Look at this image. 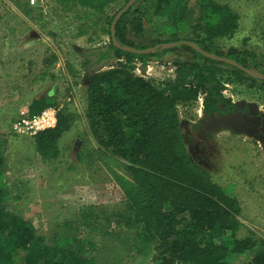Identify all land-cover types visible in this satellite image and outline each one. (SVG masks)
<instances>
[{
  "label": "rangeland",
  "instance_id": "rangeland-1",
  "mask_svg": "<svg viewBox=\"0 0 264 264\" xmlns=\"http://www.w3.org/2000/svg\"><path fill=\"white\" fill-rule=\"evenodd\" d=\"M30 1L0 0V114L9 116L3 109L15 110L12 124L0 132L6 183L12 190L9 206L11 210L26 212V218L42 235L53 239L77 237L83 241L79 245L86 246L83 253L89 255L90 251L99 264H104L103 260H114L110 250L118 258V251L126 254L129 249L120 237H113L112 233L118 234L116 224L108 227L103 225L105 220L85 224L80 212L87 205H100L114 212L126 208L113 172L127 177L131 174L126 161L111 156L91 132L86 118L88 83L95 74L114 69L121 62L96 65L91 53L109 44L108 32L122 16L118 17L119 10L126 8L128 0H116L98 11L69 1L62 5L63 0H35L33 5ZM200 1H188L184 22L189 31H179L178 37L211 43L209 31L200 19ZM208 1L227 6L238 17L236 30L213 43L226 52L234 49L247 53L264 67V0H205ZM136 6L138 9L128 17L125 40L136 47L150 46L158 34L156 24L167 20V14L149 11L146 0ZM90 15L95 18H88ZM113 15L115 23L109 24ZM82 24L86 28H81ZM179 55L177 61L174 53L146 63L135 59L133 72L165 87L179 80L187 82L189 77L181 78L179 70L180 62L190 55ZM219 68L218 75L225 86L223 95L236 105V111L206 115L203 97L199 96L191 105L176 107L178 122L194 161L214 182L234 185L239 204L235 213L238 238L264 240V74L260 69L249 68L255 80H243L245 76L239 77L228 66ZM50 90H54L52 98L58 111L66 110L73 117V124L59 139L58 159L45 162L38 154L36 139L13 133L12 126L21 112L29 113L32 99L46 98ZM20 171L26 175L21 176ZM32 176L36 177L29 179ZM43 178L45 182L37 188L38 179L41 182ZM41 194L45 197L41 198ZM152 258V254L144 256L135 250L128 262L153 264Z\"/></svg>",
  "mask_w": 264,
  "mask_h": 264
},
{
  "label": "trees",
  "instance_id": "trees-1",
  "mask_svg": "<svg viewBox=\"0 0 264 264\" xmlns=\"http://www.w3.org/2000/svg\"><path fill=\"white\" fill-rule=\"evenodd\" d=\"M68 1L96 11L116 3V0H63L62 5H67ZM139 1L117 20L115 41L109 30V44L91 53L96 65L113 60L121 62L116 68L90 78L86 106V118L100 146L111 156L126 161L130 177L113 172L126 199V208L114 212L100 205H87L80 212L81 221L91 225L90 221L105 220L103 225L108 227L116 224L118 234L112 233L113 237H120L129 250L126 254L118 251V258L110 250L114 260H103L104 264H129L135 250L144 256L152 254L153 264H264V240L257 241L252 236L240 239L236 235L235 226L239 222L235 213L239 204L234 185L214 182L194 161L185 146L176 110L178 105H191L202 96L206 115L236 111V105L223 95L225 86L218 75L220 65L228 66L239 77L245 76L243 80L255 79L234 66L203 56L188 44L170 48L164 45L192 42L205 52L233 60L247 69L257 68L264 74V67L247 53L234 49L226 52L213 43L214 39L229 36L236 30L238 17L227 6L212 1H200V19L209 31L211 43L204 42L206 39L195 41L178 37L179 31L184 29L182 34L189 31L184 22L189 0H146L149 11H163L167 20L156 24L158 34L150 46L129 44L125 40L128 17L138 9L135 7ZM114 15L109 24L114 23L117 14ZM88 18L93 19L95 15ZM81 28L86 27L82 24ZM157 46L155 52L140 55L123 50L127 47L147 50ZM179 52L190 55L180 62L179 70L181 78L189 77L187 82L179 80L165 87L139 78L133 72L135 59L146 63L174 53L178 55L177 61L181 58ZM52 94L54 90H50L46 98L32 99L29 113L37 115L46 108H56L58 104ZM67 113L58 111L56 128L35 137L38 154L45 162L58 159L59 139L73 124V117ZM5 173L0 151V264H99L90 251L89 255L83 253L86 246L81 247L79 244L83 241L77 237L53 239L42 235L34 222L26 218V212L11 210L12 190L6 183Z\"/></svg>",
  "mask_w": 264,
  "mask_h": 264
},
{
  "label": "built area",
  "instance_id": "built-area-1",
  "mask_svg": "<svg viewBox=\"0 0 264 264\" xmlns=\"http://www.w3.org/2000/svg\"><path fill=\"white\" fill-rule=\"evenodd\" d=\"M32 5L35 0H31ZM57 126V109L46 108L37 115L20 113L19 119L15 120L12 131L18 135L37 137L40 133L55 129Z\"/></svg>",
  "mask_w": 264,
  "mask_h": 264
},
{
  "label": "water",
  "instance_id": "water-1",
  "mask_svg": "<svg viewBox=\"0 0 264 264\" xmlns=\"http://www.w3.org/2000/svg\"><path fill=\"white\" fill-rule=\"evenodd\" d=\"M136 1H137V0H131V1L127 4L126 8L123 9V10L119 13L118 17L121 16V15H123V14L128 10V8L131 7V5H133ZM118 17H117V18H118ZM117 18H116V20H117ZM114 23H115V21H114ZM112 37H113V40L115 41V29H114V27H113V29H112ZM114 43H115V45H116L117 47H120V45H119L118 43H116V42H114ZM181 44H188V45H190L191 47H193L194 49H196V51H198L200 54H202V55L205 56V57H208V58H210V59H212V60H215V61H218V62H223V63L229 64V65L234 66V67H236V68H238V69L244 71L245 73L251 75V72H250L249 69H247V68H245L244 66L238 64L237 62H235V61H233V60H230V59H227V58H224V57L217 56V55H215V54H211V53L205 52L204 50L198 48V47H197V44L192 43V42H178V43H171V44H166V45H164V47L170 48V47H175V46H178V45H181ZM158 47H159V46L154 47V48H151V49H147V50H138V49H135V48H132V47H127V48H123V50H124V51H127V52H130V53H134V54H138V55H140V54H148V53H151V52H155L156 49H157ZM120 48H121V47H120Z\"/></svg>",
  "mask_w": 264,
  "mask_h": 264
},
{
  "label": "crops",
  "instance_id": "crops-1",
  "mask_svg": "<svg viewBox=\"0 0 264 264\" xmlns=\"http://www.w3.org/2000/svg\"><path fill=\"white\" fill-rule=\"evenodd\" d=\"M2 112H7V113H9V116H2L1 114H0V132H3V131H5L6 130V128H7V126L8 125H10V124H12V117H15V110L14 109H3V111ZM10 117V118H9ZM13 132V131H12ZM6 133V132H5ZM14 133V132H13ZM12 133V134H13ZM12 134L10 135L11 137H12ZM16 134V133H15ZM18 135V134H17ZM24 137H26L28 140H32L31 138H29L28 136H24ZM34 144H35V141H34ZM35 147V146H34ZM4 162H5V160H4ZM5 166H6V162H5ZM20 172H22L23 173V175H21V176H24V175H26V172H24V171H20ZM32 172V171H31ZM21 173V174H22ZM34 174V173H33ZM36 174L37 175H39L40 174V172H37V170H36ZM36 176H32V177H30L29 179H33V178H35ZM44 177V176H43ZM38 182H39V184H38V186H37V188H39V187H41L42 186V184L45 182V178H43V180H41V182H40V179H38ZM65 183V182H64ZM63 183V184H64ZM36 188V189H37ZM40 191H41V189H39V194H40ZM46 193V192H45ZM45 197V195L44 194H41V198H44ZM44 201V200H43Z\"/></svg>",
  "mask_w": 264,
  "mask_h": 264
},
{
  "label": "clouds",
  "instance_id": "clouds-1",
  "mask_svg": "<svg viewBox=\"0 0 264 264\" xmlns=\"http://www.w3.org/2000/svg\"><path fill=\"white\" fill-rule=\"evenodd\" d=\"M31 2V1H30Z\"/></svg>",
  "mask_w": 264,
  "mask_h": 264
}]
</instances>
